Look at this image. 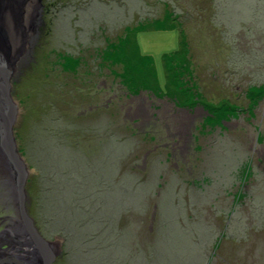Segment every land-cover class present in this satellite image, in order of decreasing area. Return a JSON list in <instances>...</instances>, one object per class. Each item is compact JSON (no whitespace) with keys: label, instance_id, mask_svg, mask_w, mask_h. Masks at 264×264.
I'll return each instance as SVG.
<instances>
[{"label":"rangeland","instance_id":"1","mask_svg":"<svg viewBox=\"0 0 264 264\" xmlns=\"http://www.w3.org/2000/svg\"><path fill=\"white\" fill-rule=\"evenodd\" d=\"M210 1L0 0V54L8 44L17 57L14 139L30 172L25 207L54 241V264H264V93L244 95L264 85V70L246 61L231 74L225 65L231 40L242 59L264 58V22L250 34L254 0H226L232 32L203 23L212 12H196ZM165 10L183 24L203 98L171 92L166 78L163 56L185 53L177 22L136 27ZM149 64L155 80L143 73ZM224 95L242 111L217 106ZM1 180L6 231L19 213Z\"/></svg>","mask_w":264,"mask_h":264},{"label":"water","instance_id":"2","mask_svg":"<svg viewBox=\"0 0 264 264\" xmlns=\"http://www.w3.org/2000/svg\"><path fill=\"white\" fill-rule=\"evenodd\" d=\"M2 42L6 44L5 41ZM5 48V56L0 58V150L13 173L19 219H15L9 230L7 228L0 233V242L6 246L0 250V264H54L58 256L54 241L45 239L39 233L25 207V186L30 172L20 157L14 139L18 107L12 95V74L17 57L12 56L8 44Z\"/></svg>","mask_w":264,"mask_h":264},{"label":"trees","instance_id":"3","mask_svg":"<svg viewBox=\"0 0 264 264\" xmlns=\"http://www.w3.org/2000/svg\"><path fill=\"white\" fill-rule=\"evenodd\" d=\"M224 1H225V3L222 0H220L219 3L221 5H219V3L216 0H211L209 3H205L204 5H200L199 9H197L198 11L196 13H199L201 15V17H206L207 15H206V13H204V11H207V9H209V12H212V13H210L211 15L209 14L207 19L203 20V23H213L214 25L221 24L227 30V32H229V31L232 32V30L230 28H233V26L231 24H228V22H227V21L230 20L229 17H228V14L226 12V7H227V5L229 3H227L226 0H224ZM258 3H261V1L260 0H254L253 3H251V1L248 2V11H250V14L253 15V20L249 19L251 22H253V25H251L253 27H252V29L250 28V31H249L250 34L252 33L251 31H255V29H257L258 27L261 28L260 24H261V22L262 23L264 22L263 16H261L259 14L260 11L258 10V7H257ZM260 5L262 6L263 4L261 3ZM163 14L164 15H163V17L161 19H156V20H154V19L152 20L151 19V20H147L146 22H137L136 27L137 26L139 27V26H143V25H148V23H151V24H154V25L157 26L159 21H160L159 22V24H160L163 20L165 21L166 18H167L166 19L167 21H169V19H170V20H172L170 22H173V21L177 22L176 23L177 29H178L179 35L181 37L180 45H181V43L183 44L184 49H185V53L183 54L182 50H180L178 57H176V55H174L173 53H170V55L163 56V57H165L166 68H167V70H166V78L168 79L170 84L175 88V89L172 88L171 92L179 93L177 91V89H176L178 87L179 90L181 91V95L186 93V94H189V95H192V96L200 95L203 98V96H202V94L200 92V89L198 88L197 83L195 82L196 77H194L193 66H192L193 63L191 62L192 56H190L191 55L190 45L188 43V39H187L188 37L186 35V32H185V30L183 28V24H181L178 15H174L170 11H167V10H165ZM187 14H189V13H187ZM245 17H244V19H245ZM127 28H130V27H127ZM132 28H135V27H132ZM159 29H161V28L160 27L155 28V30H159ZM141 30H144V28H141ZM126 40H127V38L123 39L121 46L119 48H117V50H119V51L122 50V47L125 44ZM120 41H121V39L119 40V43H120ZM231 41H229V43H227V45L231 46V48L228 49L229 50L228 54L231 57L225 63L226 70H228V69L231 70L232 71L231 74H235L238 71L240 72V71L243 70V67L245 66V62L248 61V62H253V64H256V65L259 63L257 65L255 71L258 72V73L259 72H263V70H264V58L263 57L257 58L256 56H254V58H252V60L247 59V58L242 59V56L240 55V52H242V51L240 49L234 48L236 46V44L235 43H231ZM117 50H114L113 52L116 53ZM246 50L249 51V49H246ZM249 53L252 54V49L249 51ZM109 54H110V56L108 57L109 60L114 62V60L111 59V55H113L114 53L112 54L110 52ZM60 57L62 58V56H58V59H60ZM57 62H59V66L61 67L62 71H64V70L66 71L67 70V71L71 72L72 74H75L72 70L65 68V66L63 67L64 63L62 61L59 60ZM248 64H250V63H248ZM253 64H252V66H256V65H253ZM121 65H122L121 66V70H123V72L121 73V75H118V76H119L120 80H122V84L124 85V87L127 90V89H129V86L131 84L130 83L131 80L125 78V73L127 71V69H126L127 64H121ZM150 65L151 64L147 65L144 68L143 73L145 74V77H146V74H147V76H150L152 79L155 80V76H154L155 73H154V70L150 67ZM133 70H135V69H133ZM172 73H175V75L172 74ZM223 73H224V75L226 74V72H222V74ZM139 89L140 88L136 89L137 93L140 92ZM258 89H261L262 90L261 93H264V85H262V84H259L257 86H252V85L247 86V89H246L247 91L244 94L246 99L248 98V100L249 99L252 100V99L260 98L261 95L259 96L258 92L255 95L253 93L254 91H256ZM143 90H145V89H143ZM257 96H258V98H257ZM181 97H183V96H181ZM220 97L221 98L216 101L217 106H221V108H223V107H225V105H227L229 108L225 109L226 112H231V113H236L237 114V112L239 110L242 111L240 109L239 105L232 104L228 100V97H225V95L224 96H220ZM194 105L195 104H192L190 106H194ZM191 108H193V107H191ZM203 108L204 109L207 108L208 111H209V114H212V115L215 114L213 108H211V105L205 104ZM221 108H219L217 111H221L222 110ZM249 172H250V167H249L248 163H246L244 165V167L242 168V174H241V180L242 181H244V182L246 181V179L249 176ZM143 190H144V186H143ZM240 198H241L240 192H238V193H236L234 195L233 206L235 205L236 202H239ZM75 210H76V208H72L71 207L70 211H73V213H75L76 212ZM95 224H96V222L94 220L89 219V220H86L85 223H83V226H86L87 228L90 229V228H93V226ZM76 226H77V224H76ZM68 228L71 229L72 227L68 226ZM218 246H219V243L217 242V244L215 245L216 249L219 248Z\"/></svg>","mask_w":264,"mask_h":264},{"label":"bare ground","instance_id":"4","mask_svg":"<svg viewBox=\"0 0 264 264\" xmlns=\"http://www.w3.org/2000/svg\"><path fill=\"white\" fill-rule=\"evenodd\" d=\"M5 6H7V4H5ZM24 8H25V5L23 7V10H24ZM9 9H10V7H8V11H10ZM0 58H2L1 54H0ZM0 174H1V179H2L1 182L4 183V187H5L4 188V192H6L5 193V197L7 196L8 201L13 204V207H16L17 203H16V192L14 190L15 183L13 181V173L11 171L10 165L8 164L7 160L5 159V156H4L3 152H2V150H0Z\"/></svg>","mask_w":264,"mask_h":264},{"label":"flooded vegetation","instance_id":"5","mask_svg":"<svg viewBox=\"0 0 264 264\" xmlns=\"http://www.w3.org/2000/svg\"><path fill=\"white\" fill-rule=\"evenodd\" d=\"M1 223V222H0ZM3 232V230H0V233H2ZM6 248V246H4L1 242H0V250H3V249H5Z\"/></svg>","mask_w":264,"mask_h":264}]
</instances>
